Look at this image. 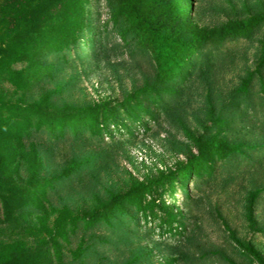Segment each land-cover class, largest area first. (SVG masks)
<instances>
[{"label":"trees","instance_id":"trees-1","mask_svg":"<svg viewBox=\"0 0 264 264\" xmlns=\"http://www.w3.org/2000/svg\"><path fill=\"white\" fill-rule=\"evenodd\" d=\"M106 1L120 41L110 46L104 42L103 49L108 45L128 53L144 83L118 106L95 103L79 107L57 103L61 84L55 89L42 87L32 101L26 98L32 86L52 76V65L44 56L63 57L80 43L89 27V0H0V81L12 87L9 93L0 89V264L82 263L86 257L99 255L94 243L85 245L82 240L70 250V256L63 246L81 223L108 228L110 233L98 238L100 246L110 245L114 227L131 205L146 220L158 219L161 235L179 234L174 245H163L166 257L158 264H236L221 248L202 239L198 222L185 225L189 216L161 197L165 191L173 193L180 178L194 177L199 190L204 182L211 183L209 189L215 187L225 194L240 177L244 221L252 231L264 233V225L255 216L264 202V6L244 16L206 24L193 5L199 0ZM257 35L255 68L229 92H221L215 78L216 60L233 61L235 53L228 47L225 52L219 48ZM143 62L150 66L151 75ZM194 81L204 91V116L198 117L201 132L189 125L180 103ZM124 112L126 116L121 118ZM160 113L194 147L186 162L155 179L135 180L124 192L109 190L107 198L94 194L90 211L79 213L66 203L54 202V184L41 178L44 155L60 159L63 176L75 175L80 181L82 167L89 161L67 145L70 132L76 135L80 128L100 137L103 130L115 125L125 126L129 133L125 121L130 120L147 133ZM228 194L223 202L209 203L211 216L245 254L264 264L260 251L240 238L225 215L222 206L230 205L232 199ZM138 260L134 254L119 264Z\"/></svg>","mask_w":264,"mask_h":264},{"label":"rangeland","instance_id":"rangeland-1","mask_svg":"<svg viewBox=\"0 0 264 264\" xmlns=\"http://www.w3.org/2000/svg\"><path fill=\"white\" fill-rule=\"evenodd\" d=\"M193 5L203 23L218 24L235 15H247L255 7L264 6V0H199ZM87 22L89 27L83 33L78 46L70 48L63 57L56 54L44 56L46 62L52 65V76L47 77L41 85L32 86L27 94V101L36 99L42 87L55 89L57 84H61L62 90L60 94H56L59 104L69 103L85 107L95 103H107L109 106H118L128 93L143 85V75L132 68L129 54L109 48L113 42H119L120 39L113 31L106 0H89ZM258 38L259 35L253 40H234L219 48V51L225 52L228 47L235 53L233 61L226 59L222 62L220 58L216 60L215 78L221 86V92H229L240 83L248 71L255 68ZM104 42L109 43L105 51ZM16 66L20 67L22 64ZM143 68L148 75L152 74L148 64L143 62ZM0 89L8 93L12 91L11 85L2 81ZM204 100V91L197 81H194L180 97L187 122L197 132H201L198 117L204 116L201 111ZM125 116L124 112L121 118ZM141 119L146 118L143 116ZM125 122L130 126L129 133H125V126L115 125L103 130L100 137L89 135L86 129L82 131L79 128L76 135L70 132L67 142L69 148L89 160L82 167V181L75 175L64 177L60 159L44 155L41 178L42 181L51 180L54 184L56 191L54 202L57 205L66 203L79 213L84 210L90 211L94 207L92 199L94 194L107 198L109 190L124 192L135 180L146 182L155 179L186 162L194 151L191 142L183 133L170 127L162 113L158 116V122L150 124L151 129L147 133H144L143 127L133 125L135 122L130 120ZM242 184L239 177V180L227 189L226 193H229L227 196H232L231 203L222 208L226 210L224 213L233 228L238 230L240 238L250 241L264 257V233L252 231L244 221ZM197 185L194 177L180 178L174 192L165 191L161 198L189 216L185 220V225L191 221V224L198 222L201 226L202 239L221 248L236 264H258L244 253L238 243L228 238L221 225L211 216L209 203L223 202L226 193L215 187L209 189L211 183L204 182L201 190ZM127 209L119 218L118 225L114 227L110 245L107 246H100L98 237L109 234L108 228L99 225L87 227L84 222L81 223L75 234L71 235L70 242L63 245L65 252L70 256V250H74L83 240L85 245L94 243L99 255L86 257L82 263L73 264H119L124 259H131L134 254L139 256L136 264H158L165 260L163 245H174L179 234L161 235L158 219L146 220L143 213L133 205L127 206ZM157 211L155 209V212ZM157 213L161 214L160 211ZM2 214L3 204L0 202V215ZM255 216L264 225V202L256 209Z\"/></svg>","mask_w":264,"mask_h":264}]
</instances>
